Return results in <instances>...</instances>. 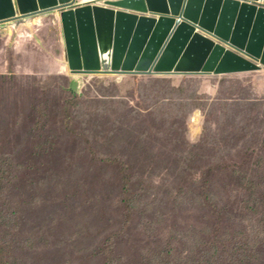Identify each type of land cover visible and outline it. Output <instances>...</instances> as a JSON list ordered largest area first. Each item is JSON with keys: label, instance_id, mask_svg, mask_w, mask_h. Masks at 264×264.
<instances>
[{"label": "rangeland", "instance_id": "1", "mask_svg": "<svg viewBox=\"0 0 264 264\" xmlns=\"http://www.w3.org/2000/svg\"><path fill=\"white\" fill-rule=\"evenodd\" d=\"M28 20L31 26L25 24ZM71 83L76 84L80 100L88 104L70 110L69 130L61 128L57 119L45 127L39 119L30 120L33 107L37 118L47 114L48 120L59 113V99L70 109L72 96L67 89ZM96 98L103 102L90 104ZM161 113L184 117L186 136L180 149L193 158L191 165L200 171L194 177H181L180 172L189 170L190 165L173 150L183 134L182 127L170 124L165 134L151 131L142 120L147 114L154 115L158 124L161 119L168 120ZM109 132L121 139L129 135L139 158L150 155L152 160L160 152L167 154L162 161L145 164V173L132 179L134 206L137 210L150 208L158 226L160 211L164 226H180L184 231L203 227L204 210L207 218L221 211L237 187L234 163L244 139L250 144V158L242 159V175L247 174L257 186V200L264 199V176L260 183L250 171L264 165V69L205 77L77 76L68 68L59 13L9 22L0 25V264L141 262L138 250L127 251V245L142 235L141 224L148 219L135 214L132 237L115 238L121 232L123 212L117 208V189L111 195L107 185L117 169L96 164L119 149V145H103ZM127 142L130 140L122 143ZM77 158L85 163V169L78 168L74 176L72 169L65 174L64 164ZM129 165L134 168L137 161ZM208 167H216L208 187L219 198L218 210L204 207L203 199L179 208L174 207L173 199L167 201L171 188H175L174 198L181 189L202 195L201 171ZM79 170L85 177L94 175L92 183H84L81 200L72 184ZM239 195L238 203L254 204L248 192ZM90 198L99 204L95 210H90ZM81 215L83 219L78 218ZM74 222L79 226L75 228ZM87 222L93 237L86 245H81L82 238L77 244L65 237L74 229L84 230ZM233 223L237 232L251 227V223L237 225V218Z\"/></svg>", "mask_w": 264, "mask_h": 264}, {"label": "water", "instance_id": "2", "mask_svg": "<svg viewBox=\"0 0 264 264\" xmlns=\"http://www.w3.org/2000/svg\"><path fill=\"white\" fill-rule=\"evenodd\" d=\"M0 0V25L59 13L72 75H230L264 69V0ZM209 36V37H208Z\"/></svg>", "mask_w": 264, "mask_h": 264}, {"label": "trees", "instance_id": "3", "mask_svg": "<svg viewBox=\"0 0 264 264\" xmlns=\"http://www.w3.org/2000/svg\"><path fill=\"white\" fill-rule=\"evenodd\" d=\"M231 75V74H230ZM223 76V75H218ZM34 82L36 80L34 79ZM67 92L72 96V104L70 109L62 106V102L59 99L60 112L57 114H51L48 118L47 114H41L36 117L37 110L35 107L31 109L30 120L37 122L39 119L42 122L43 127L52 123V119L60 121V127L65 131L69 130L70 124V110L80 108L88 104L87 101H81L77 95L76 84L71 83L68 86ZM90 104H101L103 101L100 99H94L89 101ZM162 116L167 115L161 113ZM38 116V115H37ZM168 120H162L158 124L157 118L152 114L142 115V120L151 126V131L161 132L166 134L168 125L177 124L182 127L183 134L178 141L174 142L173 150L176 151V157L182 160L184 163L190 165L189 170L181 171V177H194L200 171H197V167L191 165L190 158L182 149H180L181 140L185 139V123L184 117L178 118L177 116L167 115ZM150 131V134H151ZM244 132V129H241ZM109 139H103V145L107 146L111 144L115 147L119 145V149L115 155L107 157L104 155V159H100L96 164H100L103 167H112L117 169V174L108 183L107 187L110 189V194L113 195L115 189L118 193L117 208L123 212V222L119 237H132L134 229L131 226L132 218L137 214L140 219H148L147 222L141 224L142 235L137 236L130 240L127 245V251L130 249L138 250L142 260L139 264H264V199L259 202L257 195L259 191H256V185L248 175H242V169L244 164L242 159L244 157L249 160L248 152L250 151V144L248 140L244 139L239 152V159L234 163L235 170L234 176L237 187L233 188L228 196L226 203L223 205L220 212L212 215V218H207L208 213L204 210V223L202 228H193L190 231H184L183 227L177 226L173 228H167L164 226V214L160 211L161 225L156 223L155 213H152L150 208L137 210L134 206L133 194H132V179H137L140 173H145V164L152 162L162 161L167 154L160 152L152 160V156L148 155L144 158H139L136 154L135 144H132V138L128 135L125 139H121L119 134L109 132L107 134ZM125 140L130 142L122 143ZM127 159V160H126ZM137 161V165L133 168L130 167L129 162L134 163ZM69 165L63 166V172L67 174V171L72 169L73 176L78 168L85 169V163L81 158H77L76 161L69 162ZM79 164V167H78ZM106 165V166H105ZM216 169V167H208L201 171L204 177V193L197 195L193 189H181L177 192V198H174L175 188L168 190L166 197L167 201L173 199L175 208H179L187 205V203L198 199H203L204 207L212 210H218L219 198L212 193L208 187V180L210 173ZM251 174L254 179L260 183L264 176V165L259 164L255 168H252ZM86 176L83 171H78L77 180L72 183L75 186L76 193L80 200L82 199V189L84 183H92V177L94 175ZM85 177V178H84ZM246 191L250 194V197H254V204L248 202L238 203L237 199L240 197L239 193ZM84 195L85 191L83 190ZM91 200L90 210H95L99 207L98 203ZM138 213H134V212ZM189 211L194 212L190 209ZM153 214L152 218L149 215ZM256 217L255 220L252 217ZM79 219H83V216H79ZM237 218V225L246 227L251 223V227L246 232H237L233 228L236 224L233 220ZM79 223L74 222V227H78ZM66 238L73 242L80 244L78 238H82L81 245H86L91 241L93 237L92 226L86 223L84 230L74 229L67 235Z\"/></svg>", "mask_w": 264, "mask_h": 264}, {"label": "bare ground", "instance_id": "4", "mask_svg": "<svg viewBox=\"0 0 264 264\" xmlns=\"http://www.w3.org/2000/svg\"><path fill=\"white\" fill-rule=\"evenodd\" d=\"M97 2L100 3L99 5H101V6L104 5L103 1H100L99 2L98 0H76V4L77 5H80V3H81V5H85V4H91V5H93V4H98ZM30 22H32V21L31 20H28V21L25 22V24L27 26H31V23ZM11 25H15L18 28V25H16V24H11Z\"/></svg>", "mask_w": 264, "mask_h": 264}, {"label": "clouds", "instance_id": "5", "mask_svg": "<svg viewBox=\"0 0 264 264\" xmlns=\"http://www.w3.org/2000/svg\"><path fill=\"white\" fill-rule=\"evenodd\" d=\"M99 2H100V0H98ZM98 4H100V3H98ZM76 6H78L77 4H76Z\"/></svg>", "mask_w": 264, "mask_h": 264}]
</instances>
